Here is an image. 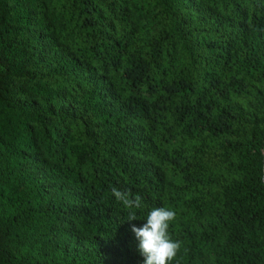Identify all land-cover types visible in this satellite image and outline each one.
<instances>
[{
    "label": "trees",
    "instance_id": "obj_1",
    "mask_svg": "<svg viewBox=\"0 0 264 264\" xmlns=\"http://www.w3.org/2000/svg\"><path fill=\"white\" fill-rule=\"evenodd\" d=\"M157 207L264 264V0H0V264H143Z\"/></svg>",
    "mask_w": 264,
    "mask_h": 264
},
{
    "label": "clouds",
    "instance_id": "obj_2",
    "mask_svg": "<svg viewBox=\"0 0 264 264\" xmlns=\"http://www.w3.org/2000/svg\"><path fill=\"white\" fill-rule=\"evenodd\" d=\"M112 194L125 208L129 209L127 220L133 221L137 216L133 209L141 208V197L132 196L130 191L112 189ZM176 218L175 211L165 208H153L141 227L132 226L131 231L138 241V251L144 258L143 264H171L181 249V243L171 238L170 223Z\"/></svg>",
    "mask_w": 264,
    "mask_h": 264
}]
</instances>
